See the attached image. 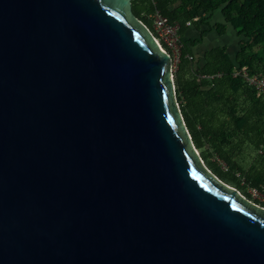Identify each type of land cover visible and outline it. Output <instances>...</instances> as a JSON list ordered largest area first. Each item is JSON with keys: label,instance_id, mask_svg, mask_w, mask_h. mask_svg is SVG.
<instances>
[{"label": "water", "instance_id": "1", "mask_svg": "<svg viewBox=\"0 0 264 264\" xmlns=\"http://www.w3.org/2000/svg\"><path fill=\"white\" fill-rule=\"evenodd\" d=\"M132 1L0 0V264H264Z\"/></svg>", "mask_w": 264, "mask_h": 264}, {"label": "trees", "instance_id": "2", "mask_svg": "<svg viewBox=\"0 0 264 264\" xmlns=\"http://www.w3.org/2000/svg\"><path fill=\"white\" fill-rule=\"evenodd\" d=\"M132 10L156 37V12L179 26L177 100L208 170L248 200L249 190L264 196V95L258 96L242 75L234 76L246 68L250 76L264 77V0H133ZM218 13L223 22L212 24ZM201 24L208 27L201 37L187 39L191 27ZM228 29L240 39L234 50L220 46L196 54L206 34L225 35ZM255 204L261 205L257 200Z\"/></svg>", "mask_w": 264, "mask_h": 264}, {"label": "built area", "instance_id": "3", "mask_svg": "<svg viewBox=\"0 0 264 264\" xmlns=\"http://www.w3.org/2000/svg\"><path fill=\"white\" fill-rule=\"evenodd\" d=\"M154 19V31L157 34V42L166 44L170 49L177 52H182V45L179 35V26L172 25L167 17H165L161 12H156L153 15ZM189 25H192L191 23ZM175 54V53H174ZM181 56V55H180ZM242 75L245 77L249 85L253 86L257 92L258 96L264 95V77L262 75L250 76L246 70L243 68L237 70L234 76Z\"/></svg>", "mask_w": 264, "mask_h": 264}, {"label": "crops", "instance_id": "4", "mask_svg": "<svg viewBox=\"0 0 264 264\" xmlns=\"http://www.w3.org/2000/svg\"><path fill=\"white\" fill-rule=\"evenodd\" d=\"M212 24H216L218 22H223V18L221 14H217L212 20H210ZM208 27L206 25H200V26H193L191 27L189 33L187 34V39H198L201 37V33L203 31H206ZM232 34L230 33V29H228V33L225 35H220L218 32H212L208 33L204 37V42L202 44H199L195 48V52L197 55L202 56L210 49H213L215 47H228L230 51L235 49V43L231 41Z\"/></svg>", "mask_w": 264, "mask_h": 264}, {"label": "rangeland", "instance_id": "5", "mask_svg": "<svg viewBox=\"0 0 264 264\" xmlns=\"http://www.w3.org/2000/svg\"><path fill=\"white\" fill-rule=\"evenodd\" d=\"M239 40H240V39H239V38H236L234 34L231 36V41H233V42L235 43V46H236L237 41H239ZM159 44H160V46L162 47V49H163L165 52L169 53V52L163 47V44H162V43H159ZM173 53H175L174 55H172V57H173V73H175V71L177 70V66H178V64L180 63V55H181V54H180V52H177V53H176L175 50L173 51ZM196 154L199 156V152H198V151H196ZM200 161H201V164H202V166L204 167V169H206L207 171H209V170H208V167H207V165H206V163H205L202 159H201ZM209 173H211V172L209 171ZM230 188H232V187H230ZM232 189L235 190L234 188H232ZM249 193H250L251 196H252V198H251L252 200H248L245 196H243L240 192H238V194H239L244 200L250 202L251 204L256 205V204H255V201H256V200L259 201V202L261 203V205H257V206L260 207V208H263V209H264V196H262L261 194H259L258 192L254 191V190H249Z\"/></svg>", "mask_w": 264, "mask_h": 264}]
</instances>
